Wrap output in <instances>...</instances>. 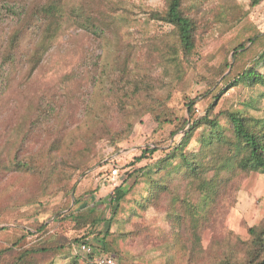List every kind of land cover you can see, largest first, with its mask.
Segmentation results:
<instances>
[{
	"label": "trees",
	"instance_id": "16d2710c",
	"mask_svg": "<svg viewBox=\"0 0 264 264\" xmlns=\"http://www.w3.org/2000/svg\"><path fill=\"white\" fill-rule=\"evenodd\" d=\"M263 1L251 0L250 6ZM249 10L238 0H221L210 10L201 0H164L160 7L146 0H0V115L3 103L19 101L8 94L15 82L28 100L24 111L11 114L4 126L0 183L11 175H43L56 156L59 180L48 201L63 198L58 204L38 203L25 190L16 191L0 208L2 221L41 238L51 230L49 219L59 222L67 218L66 211L81 212L75 228L96 233L101 248L97 253L86 233L81 240L56 233L38 244L7 243L0 248V264H56L72 239H88L95 264L98 254L125 257L119 240L141 232L125 225L152 207L168 221L162 235L166 246L170 249L173 241L182 248L185 260L179 264L205 258L207 264H264V218L248 227V239L228 231L214 238L210 250L202 245L204 230L235 204L244 179L264 173V115L254 113L264 103V32L247 21ZM66 20L90 36L96 49L82 60L84 70L72 69L56 83L41 84L39 74ZM240 26L225 42L219 63L202 73L197 57L205 36L214 28L227 32ZM34 82L33 92H25ZM197 82L208 88L187 94L184 113H160L177 91H188ZM237 88L250 94L220 106ZM208 98L211 102L199 113L197 104ZM148 114H155L159 124L179 120L171 134L178 138L143 149L137 160L150 161L133 171L136 177L127 189L115 187L113 213L100 232L102 221L91 205L99 185L77 195L71 182L91 167L98 141L119 145L129 140ZM158 150L162 155L156 158ZM45 212L49 219H40ZM113 224H119L116 231ZM66 264L80 260L75 256Z\"/></svg>",
	"mask_w": 264,
	"mask_h": 264
},
{
	"label": "rangeland",
	"instance_id": "374dc122",
	"mask_svg": "<svg viewBox=\"0 0 264 264\" xmlns=\"http://www.w3.org/2000/svg\"><path fill=\"white\" fill-rule=\"evenodd\" d=\"M147 3L154 6H163L164 0H146ZM204 8L210 10L212 6L219 3L221 0H201ZM243 3L247 9H250L249 18L247 21L255 25L260 31L264 32V1L258 6L251 7V0H238ZM9 20L5 19L3 25L8 28ZM2 29V28H1ZM242 30V26L231 29L227 32L223 31L222 27L214 28L206 36L204 41L199 45L200 71L208 72V67L219 63L221 59L223 46L231 37H234ZM1 33H4L2 30ZM1 41V37H0ZM1 48V45H0ZM96 44L90 36L82 33L81 29L77 28L71 21L64 22V30L58 37L56 44L46 59V67L39 74L41 84L56 83L60 76L72 69L79 71L84 70L81 67V62L89 54L94 53ZM100 50H98L99 52ZM195 70L190 72V77L195 75ZM37 83L34 82L25 92H33ZM208 88L205 82L195 83L188 91H177L169 100V103L160 110V113H184V101L187 94L195 96L203 93ZM19 87L16 89V82L12 90L8 94H13L18 97L12 102L3 103L0 115V151L6 143V135L4 134V126L10 119L11 114L19 115L25 109L27 99L20 94ZM250 94L248 89L237 88L230 90L221 100L220 106L223 104L236 103L239 100L246 98ZM211 102V98L200 100L197 104V111L202 113L207 104ZM84 106V104H83ZM255 114L264 115V103L262 110L254 111ZM153 117L148 114L143 118V121L137 123L135 130L129 140L122 141L119 145H113L107 139H102L97 143V155L91 162V167L84 175H79L74 178L71 184L76 183L77 195L83 193L86 189H92L99 185V189L91 198V205L96 208L97 214L102 223L98 227V231H105L108 227L109 219L113 213V196L116 186H121L127 189L135 180L136 174L133 171L145 165L150 160L144 159L138 161V157L143 153V149L148 144L153 146H167L172 139L178 138L179 134L171 137V134L177 129L179 120L174 123L167 122L159 124ZM156 118V117H155ZM162 155V151L158 150L154 157ZM49 167L43 175L27 174L24 176L11 175L0 183V208L7 205L10 196L16 191L25 190V196L40 203L58 204L62 201V197L50 198V192L53 190L59 180V163L58 157L53 156L49 163ZM114 168L120 169L117 176V181L111 180V172ZM126 182L123 184V181ZM140 216H133L131 221L125 225L126 229L141 228V232L136 238L128 240L120 239L119 243L125 257H119L111 252V257L114 258L115 264L122 263H137V264H179L185 260L182 248L180 245L170 242V249L166 246V241L163 238V233L169 228L165 214L158 208H150L147 211H140ZM67 218L65 220L54 222L49 219L50 212H45L39 218L49 219L51 230L44 237H39L36 234H26L13 221H2L0 216V227L8 226L7 229L0 230V248L6 246L7 243H14L21 239L23 245L38 244L42 239H52L56 233H61L65 237H78L83 239L82 235L90 236L91 242L95 247V251L100 252L101 248L97 247L96 233L89 232L88 229L78 230L75 228V218L81 212L66 211ZM264 218V173L254 172L244 179L240 191L237 196V201L228 210L224 217H221L215 224L207 227L202 234V245L205 250H210L214 238H219L228 231H233L243 239L250 237L248 227L260 223ZM26 223V222H25ZM119 224H113L112 231H116ZM80 243V242H79ZM78 256L80 264H95L94 258L78 248V241L72 239L65 253L60 255L56 264H66L71 258ZM208 259L194 260L192 264H207Z\"/></svg>",
	"mask_w": 264,
	"mask_h": 264
},
{
	"label": "built area",
	"instance_id": "2783aa9c",
	"mask_svg": "<svg viewBox=\"0 0 264 264\" xmlns=\"http://www.w3.org/2000/svg\"><path fill=\"white\" fill-rule=\"evenodd\" d=\"M119 172H120V169L114 168L111 172V177H110L111 180H113L114 182L117 181V176ZM78 248L80 249V251L82 250L83 252L87 254L92 253V246L88 242V239L78 243ZM96 262L99 264H115L114 258L106 254H98L96 256Z\"/></svg>",
	"mask_w": 264,
	"mask_h": 264
}]
</instances>
